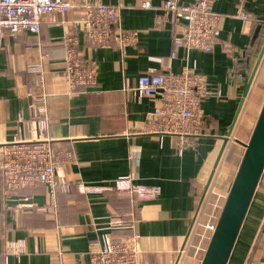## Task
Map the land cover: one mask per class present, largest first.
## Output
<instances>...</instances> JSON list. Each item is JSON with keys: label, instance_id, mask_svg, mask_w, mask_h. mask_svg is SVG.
Listing matches in <instances>:
<instances>
[{"label": "crops", "instance_id": "obj_1", "mask_svg": "<svg viewBox=\"0 0 264 264\" xmlns=\"http://www.w3.org/2000/svg\"><path fill=\"white\" fill-rule=\"evenodd\" d=\"M70 1L118 6L119 25L135 30L136 42L125 51L114 44L94 45L82 35L83 10L76 8L57 14L54 22L43 17L38 33L2 35L0 145L36 138L42 120L52 149L72 156L63 157L58 168L70 189L56 191L49 211L42 209L49 202L46 185L5 193L0 178V264H91V243L100 244L104 237L122 241L134 232L142 248L138 264H200L208 241L199 234L196 245H188L200 193L216 175L220 197L226 198L256 121L247 115L254 111L251 94L258 99L254 106L264 100L263 52L242 103L244 74H251L264 45V0L214 1L220 32L208 52L173 45L183 22L170 21L165 0H149L148 8L140 6L142 0ZM239 4L250 20L232 15ZM70 34L96 64L93 85L69 88L62 77L64 39ZM183 69L204 77L206 94L201 133L180 147L177 137L145 130L148 113L160 101L133 97L130 87L141 73ZM30 100L43 107L38 118L32 116ZM126 175L134 184L159 187L160 193L139 199L119 192L114 181ZM79 183L97 186L86 190ZM109 214L130 228H106ZM9 243L16 250H7ZM248 259L264 264V169L226 264Z\"/></svg>", "mask_w": 264, "mask_h": 264}, {"label": "built area", "instance_id": "obj_2", "mask_svg": "<svg viewBox=\"0 0 264 264\" xmlns=\"http://www.w3.org/2000/svg\"><path fill=\"white\" fill-rule=\"evenodd\" d=\"M214 1L216 0H192L188 3L164 1L163 9L165 14L169 15L170 21L175 24L183 22L181 30L172 37L175 47L184 46L206 52L212 50L219 38L221 19V13L213 8ZM140 6L148 8L152 3L149 0H142ZM72 8L83 10L82 35L94 45L109 47L114 44L125 51L127 46L136 42L137 32L125 30L119 25L118 6L98 1L70 0H0V39L4 32L14 36L22 32L38 33L43 17H48L54 22L57 14L66 13ZM232 15L245 22L251 17L250 12L240 4L235 7ZM64 40V65L61 74L65 83L69 88L93 85L96 75L95 62L83 56L74 36L67 35ZM224 48L229 53L231 45L226 44ZM240 74L237 73L238 76ZM130 88L133 97H157L160 101L159 105L148 113L146 131L177 137L180 140L178 142L180 147L185 145L183 140L201 133L203 119L201 101L206 94V83L204 77L193 69H183L181 72L141 73L136 78L135 85ZM128 89L129 87L126 88L127 91ZM30 105L34 109L32 113L34 118L43 114V107L40 104L32 103L30 100ZM38 122L36 138L15 139L0 145V178L5 193L36 183L46 185L49 202L42 209L49 211L55 203L56 191L70 189L69 182L59 178L58 168L62 158H70L72 154L52 149L50 140L44 137L42 120ZM78 186L91 190L97 185L79 183ZM114 187L121 193H135L139 199L154 198L160 193L159 187L134 184L127 175L118 177L114 181ZM22 199L25 200L27 197ZM202 214L203 209L197 205L189 236L193 227L200 228L201 237L209 241L219 214L210 213L206 222H200L199 216ZM107 218L106 228L111 230L130 228L122 218L112 214ZM7 250L16 249L9 243ZM89 251L92 254L91 264H138L142 248L139 234L134 232L117 242H113L111 237H104L100 244L91 243Z\"/></svg>", "mask_w": 264, "mask_h": 264}, {"label": "water", "instance_id": "obj_3", "mask_svg": "<svg viewBox=\"0 0 264 264\" xmlns=\"http://www.w3.org/2000/svg\"><path fill=\"white\" fill-rule=\"evenodd\" d=\"M263 52L264 45L251 74L249 76L244 74L242 103L248 94L254 73ZM263 169L264 100L261 104L249 139L245 144L240 163L219 213L216 227L200 260V264L227 263Z\"/></svg>", "mask_w": 264, "mask_h": 264}, {"label": "rangeland", "instance_id": "obj_4", "mask_svg": "<svg viewBox=\"0 0 264 264\" xmlns=\"http://www.w3.org/2000/svg\"><path fill=\"white\" fill-rule=\"evenodd\" d=\"M254 107V111L253 113L250 112V114L248 113V118L251 117L252 120H254V118L256 119L255 115L258 114L259 110H260V106H252ZM245 108V106H244ZM244 108L242 109L244 111ZM241 113V115L239 116L238 119H241L243 112ZM253 114V115H252ZM220 177L217 178L216 175H213L210 180L208 185L206 186L205 190L202 192L201 191V195L199 196V204L198 206H200V209H203V214L202 216H199V220L200 222H206L208 219V215L213 212L215 215L219 214L218 211H220V208L223 206L224 203V198H222V196L220 197V188H222V185H220ZM200 228H196L193 227L192 228V233L190 234V244L188 245H196V242L198 241L197 237H199V233H200ZM192 241H195L194 243H192Z\"/></svg>", "mask_w": 264, "mask_h": 264}, {"label": "trees", "instance_id": "obj_5", "mask_svg": "<svg viewBox=\"0 0 264 264\" xmlns=\"http://www.w3.org/2000/svg\"><path fill=\"white\" fill-rule=\"evenodd\" d=\"M254 17H256L255 15H253ZM259 18V17H258ZM264 22V20H262ZM252 97L250 98V103L254 106L256 104H258V99L255 97L254 92L251 94ZM250 95V96H251ZM261 107V106H260ZM126 222V221H125ZM258 243V242H257ZM257 245V244H256ZM251 259H248L246 264H250Z\"/></svg>", "mask_w": 264, "mask_h": 264}]
</instances>
